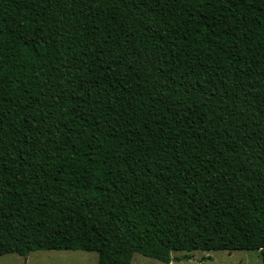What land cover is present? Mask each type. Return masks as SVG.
<instances>
[{
	"label": "trees",
	"instance_id": "trees-1",
	"mask_svg": "<svg viewBox=\"0 0 264 264\" xmlns=\"http://www.w3.org/2000/svg\"><path fill=\"white\" fill-rule=\"evenodd\" d=\"M36 250L264 264V0H0V253Z\"/></svg>",
	"mask_w": 264,
	"mask_h": 264
},
{
	"label": "rangeland",
	"instance_id": "rangeland-1",
	"mask_svg": "<svg viewBox=\"0 0 264 264\" xmlns=\"http://www.w3.org/2000/svg\"><path fill=\"white\" fill-rule=\"evenodd\" d=\"M185 252H174L173 256H183ZM190 259L165 263L136 253L131 264H262L257 250H213L192 252ZM31 264H98L99 254L86 250H36L28 254ZM21 255L7 253L0 255V264H20Z\"/></svg>",
	"mask_w": 264,
	"mask_h": 264
},
{
	"label": "snow or ice",
	"instance_id": "snow-or-ice-1",
	"mask_svg": "<svg viewBox=\"0 0 264 264\" xmlns=\"http://www.w3.org/2000/svg\"><path fill=\"white\" fill-rule=\"evenodd\" d=\"M0 255H3V253H0ZM20 264H31V259L27 255H22L20 259Z\"/></svg>",
	"mask_w": 264,
	"mask_h": 264
}]
</instances>
